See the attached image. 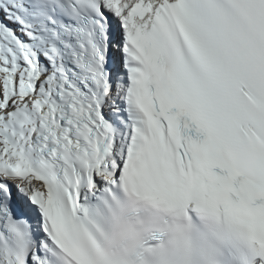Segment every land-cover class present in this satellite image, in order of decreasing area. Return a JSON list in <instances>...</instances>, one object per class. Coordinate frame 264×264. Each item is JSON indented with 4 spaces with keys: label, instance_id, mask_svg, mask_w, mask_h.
<instances>
[{
    "label": "snow or ice",
    "instance_id": "obj_1",
    "mask_svg": "<svg viewBox=\"0 0 264 264\" xmlns=\"http://www.w3.org/2000/svg\"><path fill=\"white\" fill-rule=\"evenodd\" d=\"M0 264H264V0H0Z\"/></svg>",
    "mask_w": 264,
    "mask_h": 264
}]
</instances>
